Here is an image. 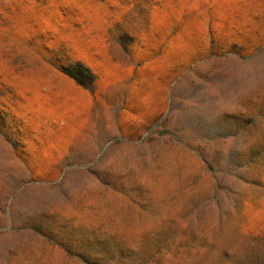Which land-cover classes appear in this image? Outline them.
Segmentation results:
<instances>
[{"label": "rangeland", "instance_id": "obj_1", "mask_svg": "<svg viewBox=\"0 0 264 264\" xmlns=\"http://www.w3.org/2000/svg\"><path fill=\"white\" fill-rule=\"evenodd\" d=\"M0 264H264V0H0Z\"/></svg>", "mask_w": 264, "mask_h": 264}]
</instances>
